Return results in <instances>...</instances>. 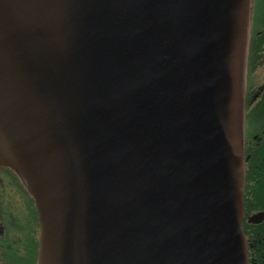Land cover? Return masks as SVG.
Returning a JSON list of instances; mask_svg holds the SVG:
<instances>
[{
	"label": "water",
	"instance_id": "obj_1",
	"mask_svg": "<svg viewBox=\"0 0 264 264\" xmlns=\"http://www.w3.org/2000/svg\"><path fill=\"white\" fill-rule=\"evenodd\" d=\"M250 6L0 0V169L33 200L37 264H248Z\"/></svg>",
	"mask_w": 264,
	"mask_h": 264
},
{
	"label": "flooded vegetation",
	"instance_id": "obj_2",
	"mask_svg": "<svg viewBox=\"0 0 264 264\" xmlns=\"http://www.w3.org/2000/svg\"><path fill=\"white\" fill-rule=\"evenodd\" d=\"M261 23L255 20L251 24L249 47L253 64L254 61H261L258 59L260 53L257 52L259 46L254 48L256 43L259 44V40L256 41L258 36L254 33H261L257 29ZM255 65L261 64L256 62ZM244 101L243 232L248 264H264V217L250 220L251 217L264 214V85L256 89L250 85L245 91ZM9 189L18 191L20 201L17 197L10 199ZM28 202L16 177L10 171L0 169V264H24L23 261L28 257L35 259L36 263L40 230Z\"/></svg>",
	"mask_w": 264,
	"mask_h": 264
},
{
	"label": "rangeland",
	"instance_id": "obj_3",
	"mask_svg": "<svg viewBox=\"0 0 264 264\" xmlns=\"http://www.w3.org/2000/svg\"><path fill=\"white\" fill-rule=\"evenodd\" d=\"M246 62H247V58H246ZM246 62H245V66H246ZM246 74H247V69H246ZM249 82H251V86H253L254 89L260 87L261 85H264V65L261 66L260 68H258L257 71L256 70L252 71L251 80L249 79ZM249 82H248V79H247L246 80V84L248 85ZM9 195H10V199H13L14 197H17L18 200L20 201L19 195H18V191L16 189H9ZM24 195L26 197V200L29 201L28 202V206L30 207V210L32 208V210L34 211V213L36 215L35 209H34L33 205L31 204V201L28 199L26 194H24ZM36 259H37V256H36ZM23 263L24 264H35V259H29V257H28L27 259H25L23 261Z\"/></svg>",
	"mask_w": 264,
	"mask_h": 264
},
{
	"label": "trees",
	"instance_id": "obj_4",
	"mask_svg": "<svg viewBox=\"0 0 264 264\" xmlns=\"http://www.w3.org/2000/svg\"><path fill=\"white\" fill-rule=\"evenodd\" d=\"M256 18L260 19L264 23V1L262 2V8H260V10L257 9ZM260 29H262V32L259 35L255 34V36H258L256 41L259 40V44L256 43L254 48L259 46V48H257V52L260 53L258 59H261V61H254V64H253V62H251V67H250L251 72L257 67L255 65V63L256 62L261 63L262 60L264 59V28H263V25H260ZM251 59H252V57L250 56V60Z\"/></svg>",
	"mask_w": 264,
	"mask_h": 264
},
{
	"label": "bare ground",
	"instance_id": "obj_5",
	"mask_svg": "<svg viewBox=\"0 0 264 264\" xmlns=\"http://www.w3.org/2000/svg\"><path fill=\"white\" fill-rule=\"evenodd\" d=\"M242 45H243V41H242V39H240V40L238 41V50H239V52H241ZM238 57H239V59L242 60V58H241V54H239ZM241 60L239 61L238 66H237V78H238L239 86H241V80H240V76H239ZM237 90H238V89L236 88V91H237ZM31 202H33L32 199H31Z\"/></svg>",
	"mask_w": 264,
	"mask_h": 264
}]
</instances>
